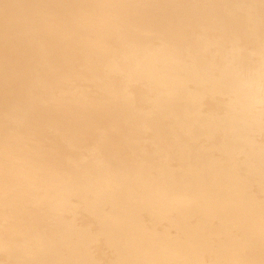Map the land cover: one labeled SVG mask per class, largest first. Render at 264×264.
I'll use <instances>...</instances> for the list:
<instances>
[{"label": "bare ground", "instance_id": "6f19581e", "mask_svg": "<svg viewBox=\"0 0 264 264\" xmlns=\"http://www.w3.org/2000/svg\"><path fill=\"white\" fill-rule=\"evenodd\" d=\"M0 264H264V0H0Z\"/></svg>", "mask_w": 264, "mask_h": 264}]
</instances>
